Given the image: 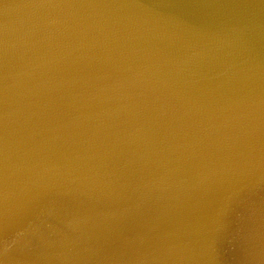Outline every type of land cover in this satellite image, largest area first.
<instances>
[{"label":"water","instance_id":"95a60500","mask_svg":"<svg viewBox=\"0 0 264 264\" xmlns=\"http://www.w3.org/2000/svg\"><path fill=\"white\" fill-rule=\"evenodd\" d=\"M0 264H264V0H0Z\"/></svg>","mask_w":264,"mask_h":264}]
</instances>
